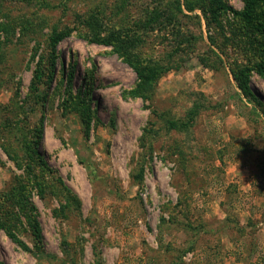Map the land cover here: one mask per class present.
I'll return each mask as SVG.
<instances>
[{
    "label": "rangeland",
    "instance_id": "obj_1",
    "mask_svg": "<svg viewBox=\"0 0 264 264\" xmlns=\"http://www.w3.org/2000/svg\"><path fill=\"white\" fill-rule=\"evenodd\" d=\"M170 1L0 0L4 264H264V78L248 71L247 98L232 76L253 64L256 39L231 12L145 28ZM95 13L102 32L135 23L141 56L167 68L141 94L110 45L81 37ZM65 27L52 76L44 67L34 87L50 34Z\"/></svg>",
    "mask_w": 264,
    "mask_h": 264
},
{
    "label": "trees",
    "instance_id": "obj_2",
    "mask_svg": "<svg viewBox=\"0 0 264 264\" xmlns=\"http://www.w3.org/2000/svg\"><path fill=\"white\" fill-rule=\"evenodd\" d=\"M242 8L240 10L234 9L225 0H172L170 1V6L166 14L162 12L155 11L153 15L148 17L144 22L143 26L145 28L150 27L151 24L160 21L162 17L165 16V21L169 19L174 21L177 13L181 16H186L184 11L192 13L194 10H199L206 20L213 19L214 21L220 20L223 14L231 12L234 17L241 19L245 25L250 27L251 34L256 39V44L258 45V56L253 61L250 66H241L238 69H233V78L239 90L247 97L253 98L250 87L248 86V71L254 69L261 77L264 78V0H241ZM154 10V9H153ZM199 20V15L196 14ZM83 24H86V31L81 33V37L90 42H95L104 45H110L112 51H114L122 60L134 71L138 79L137 87L133 90V94H141L140 88L151 87L155 81L158 79L163 70L157 61H151L150 59L141 56L138 48L142 45L143 37L136 30V24H130L124 29H112L110 31L102 32L98 29V24L100 18L98 14H90L87 18L81 20ZM179 26V23L177 24ZM70 28L65 27L60 30H53L49 36L48 48H47V58L43 60L42 58L36 62V67L34 68L33 78L31 83L36 87V82L42 77V72L44 73V67H47L50 77L52 76L55 67L56 59L58 57L56 46L64 37L70 34ZM177 36H180V31L174 28ZM192 37V34H189ZM212 41V39H210ZM238 66V65H237ZM89 118H83L84 128L88 129L89 121L85 120ZM170 125L172 127H177L175 121H171ZM36 140L33 144H38V140L41 137V127H36L34 129ZM14 187V186H13ZM26 186H20L19 191L14 192V188L10 189V197H13L12 202L17 196H20L25 191ZM8 214V213H7ZM27 223L30 227L34 238V247L40 249L43 244V235L41 233V228L38 220L30 216H27ZM4 220L0 218V228L3 227ZM7 234L16 242L20 243L23 248L30 250L28 246L22 243L14 233L8 230ZM0 264H4L0 261Z\"/></svg>",
    "mask_w": 264,
    "mask_h": 264
}]
</instances>
